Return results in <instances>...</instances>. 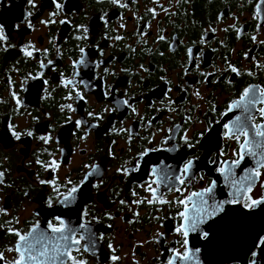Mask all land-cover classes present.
Listing matches in <instances>:
<instances>
[{
  "label": "flooded vegetation",
  "instance_id": "flooded-vegetation-1",
  "mask_svg": "<svg viewBox=\"0 0 264 264\" xmlns=\"http://www.w3.org/2000/svg\"><path fill=\"white\" fill-rule=\"evenodd\" d=\"M122 2L128 7L121 8L107 0H66L65 12L53 17L57 23L48 26L41 20H48L49 13L55 11L51 0H35L36 8L27 5L26 0H6L0 5V22L11 28L9 43L16 45L6 52L0 50V171L5 173L4 183L0 184V209H6V214L0 212V223L4 224L0 228V252L5 254L3 264H10L15 256L7 251L16 242L7 228L26 232L38 222L46 229L47 221L53 217H62L73 227L91 222L96 234L95 249L83 251L86 242L82 241L81 251L73 253L86 264H162L171 255L170 249L183 250L181 237L174 231L179 222V206L132 202L149 197L145 188L146 182L155 178L151 176L153 167L171 166L169 170L178 173L193 155L199 157L192 170L197 179L180 186L183 194L202 190L216 180V199L228 198L229 189L210 161L234 159L232 153L237 144L222 138V124L230 122L239 112L223 118L219 113L224 112L244 88L264 87V7L257 14L256 5L260 0ZM149 9H154L156 15ZM26 11L33 13L32 28L24 20ZM105 13L107 26L100 19ZM65 17L70 23L60 24L58 21ZM81 24L89 28L86 40L75 39L80 35L76 25ZM116 36L123 39L116 40ZM160 36L165 39H159ZM29 42L38 49H49L47 58L43 53L38 54L37 59L24 57L19 49ZM57 46L62 54L58 53ZM96 46L103 50V55ZM79 47L85 48L92 62L88 67H81L76 77L90 85L89 89L82 86L80 89L86 101L65 99L69 92L61 83V73L68 78L73 76L72 61L79 59ZM188 49L199 59L190 62ZM39 59H45V63L52 60L55 70L53 66L40 69ZM97 61L103 62L98 68L94 67ZM229 65L237 68L239 74L233 73ZM41 71L45 73L47 85L29 78V74ZM249 72L252 75H248ZM25 78L28 79L22 85ZM109 89L105 97L104 92ZM12 92L22 101L19 109ZM118 99H127L138 115L123 106L114 112L104 111L115 108ZM67 104L75 111L67 108L61 111V106ZM213 107L215 112L211 110ZM88 112L102 119L95 120ZM81 119L97 127L77 129L74 122ZM217 120L220 123H216ZM257 120L259 122L258 116ZM148 121H152L151 127ZM209 122L212 131L205 132L195 149L183 146L179 136L185 130L195 141ZM10 123L19 132L32 131L34 135H23L17 141L8 132ZM170 128L176 139L162 144ZM49 134L52 139L48 143L39 139ZM84 136L85 139H80ZM172 143L180 145L179 150L150 152L140 160L139 171L130 175L118 172V169L133 168L139 160L138 154L145 148H169ZM221 150L226 155L220 156ZM37 159L44 163L55 159L60 167L55 173L45 171L36 163ZM251 166L250 160L243 165ZM93 167H98L99 172L88 178L69 207L61 206L55 199L53 207L47 206V199L55 198L56 193L49 185H40L37 176L44 180L55 177L58 184L71 187L67 184L69 180L80 185ZM261 183L264 176L253 187V198L264 195ZM60 190L66 191L64 187ZM160 190L169 201L180 196L174 191ZM133 191L136 196L132 195ZM121 200L127 203L121 205ZM226 211L223 218L217 217L203 226L212 233L211 240H201L199 233L189 235V247L201 249L197 255L202 264H249L250 250L264 253V248L255 247L264 237L262 232L258 240L254 233L247 251L239 255L245 238L256 232V220L264 221V206L254 212H245L239 206ZM101 235L103 239H99ZM113 256L119 259L113 261ZM257 259L264 264V254Z\"/></svg>",
  "mask_w": 264,
  "mask_h": 264
},
{
  "label": "snow or ice",
  "instance_id": "snow-or-ice-1",
  "mask_svg": "<svg viewBox=\"0 0 264 264\" xmlns=\"http://www.w3.org/2000/svg\"><path fill=\"white\" fill-rule=\"evenodd\" d=\"M5 2L6 0H0V5H3ZM98 2H103V0H98ZM107 2L121 8L128 7V5L123 3L122 0H107ZM26 3L31 8L37 7L35 0H26ZM51 4L54 6L55 11L49 13L48 20H41V23L45 26L57 23V21L52 18L60 15L66 10V0H51ZM262 7H264V0H260V3L256 5L257 14L260 13ZM67 11L70 13V5L68 6ZM149 11L152 12L153 16L156 15L154 9H149ZM165 11L167 10L165 9ZM32 15L33 13L31 11H26L24 14V20L27 22L29 28H32V23L30 20ZM106 15L107 14L105 13L104 16L100 17L105 26H107L109 23V21L104 18ZM58 22L60 24L70 23L67 17L60 19ZM15 27L18 28L19 26L16 25ZM121 27H123V25H121ZM10 30V27H6L3 22H0V50L5 52L10 48L16 47V45L9 43L10 37L8 35V31ZM76 31L79 32L80 35L76 36L75 39H88V26L83 24L76 25ZM141 34L143 35V33ZM114 39L120 40L123 39V37L116 36ZM159 39L163 40L165 37L160 36ZM203 42L204 41L201 40V43ZM50 43H52L51 40ZM96 47L100 52V55H103V50L99 49L98 46ZM19 50L24 57L32 59H37L38 54L40 53H43L44 58L46 59L49 51L47 48L38 49L31 42L21 45ZM57 51L59 53L58 46ZM79 53V59L72 61V67L75 69L73 76L68 78L65 77L63 73H61V83L63 87L68 89L69 92L65 99L70 100L75 98L79 101H86L85 95L80 89L81 86L84 89H89L90 85L88 82L76 79V77L79 76V69L81 67H88L92 62L88 60L87 52L84 47H79ZM188 56L190 62L199 59L198 56L193 54L191 49H188ZM45 59L38 60L39 67L42 70L54 65L52 60H47V63H45ZM102 63V61H97L95 62L94 67L98 68ZM141 67L143 68V66ZM229 67L233 73L239 74L237 68L231 65H229ZM52 70H55L54 66L52 67ZM107 71L108 70L105 69L106 73ZM145 71L147 70L145 69ZM44 75V71H41L36 75L29 74V78L41 80L43 85H47L48 81L44 79ZM208 75L211 74L209 73ZM248 75H252V73L249 72ZM27 79L28 78H25V80L22 81V85L26 83ZM9 83L11 84V81H9ZM46 90L47 89H45V91ZM170 90L171 89H169V91ZM110 91L111 89L104 92L105 97L109 95ZM11 95L17 105V108L19 109L22 107V101L18 95L15 92H12ZM196 95L199 96V92H197ZM257 105L261 106L257 107ZM121 106L131 108L132 113L138 115L136 108L130 105L127 99H118L116 101L115 108H105L104 111L114 112ZM64 108H67L70 111H75L71 104L62 105L61 111H63ZM211 110L213 112L216 111L214 107ZM234 111H238L239 114L235 115L234 118L230 120V122H225L222 124V138L234 140L237 144L236 149L232 153L234 159H217L210 161V163L216 165V172L223 178L224 186L229 189L227 199H216V180H212L210 185L203 188L202 190L190 191L187 195L183 194V190L180 186H184L186 183L191 184L195 179H197V177L192 174V170L195 167V162L199 159V157L193 155L184 162L178 173L175 170L170 171L169 169L171 166H164L161 168L153 167L151 169V176L155 178L151 179L150 182H146L147 187L145 188V191L149 193V197L134 200L132 202L134 204L159 203L161 205L175 204L179 206V211L177 212L179 222L174 231L181 237L180 243L183 250L181 251L177 248L170 249L171 255L166 260L162 261V264H178V262L179 264H202V262L199 261L197 255L201 249H192L189 247V235L191 233H199L201 240L209 241L212 238V233L210 231L204 230L203 226L210 220H215L217 217L223 218V216L227 214L226 210H231V208H235L236 206H239V208L245 212H254L256 209L264 206V195H262L260 198H253L251 195L253 187L260 181L261 177L264 176V87L244 88L239 97L235 100H232L228 104L226 110L222 113H219V116L223 118ZM88 116L95 120L102 119L100 115L94 112H88ZM257 116L259 117V122L257 120ZM34 119L38 118L34 117ZM68 120L70 121L71 117H68ZM74 123L77 129L87 126V128L90 130L91 128L97 127L96 124L89 125L87 121L82 119L76 120ZM216 123H220V120H217ZM148 126H152V121H148ZM176 128L178 130L179 126L177 125ZM121 131L129 132L131 130L121 129ZM211 131L212 124L209 122L208 127L199 133V138L195 139V141L189 137L186 130L179 136V139L182 141L183 146L189 150H192L200 144L201 140L205 136V132L210 133ZM8 132L17 141L21 140L23 135H27L29 137L34 135L32 131H26L25 133L17 131L16 126L11 123L8 125ZM168 132L169 135L164 141L161 142L162 144H169L170 141H175L176 134L173 132V129H168ZM85 138L86 136L80 137V139ZM39 139L45 143H48L52 137L49 134L40 136ZM114 143L115 141H113V144ZM148 143L150 144L152 141L149 139ZM201 147H203V145H201ZM179 148L180 145L176 143H172L169 148H145L141 153L138 154L139 160H137V163L133 168L118 169V172H120L122 175H130L133 172L139 171L140 160L148 156L150 152L161 150L177 151ZM224 155H226V153L221 150L220 156ZM246 160L251 161V167H243ZM36 163L43 167L45 171H51L53 173H55L60 167L59 163L55 159L48 161L47 163L37 159ZM238 170H240L239 174ZM98 172V167H93L92 171L88 172L84 177V180L80 182V185L72 184V181L69 180L67 184L72 185L71 187L58 184L55 177H53L51 180H44L39 179V176H37V180L40 185H49L52 187L53 192L56 193L55 198L50 196L46 201L49 208L53 207L54 199L61 206L67 208L77 199V194L80 192L82 185L88 180V178L94 173ZM4 175L5 173L0 171V184L4 183ZM200 178L202 179L203 177L201 176ZM153 185H155V187H153ZM260 186L264 188V183H261ZM61 187H64L66 191L61 192ZM94 187H99V185H94ZM141 187L144 186L141 185ZM161 188L166 189L168 192L174 191L180 193V196H178L175 201H169L165 199V192L161 191ZM25 195L27 196L28 193H25ZM132 195L136 196L137 193L133 191ZM126 203L127 201H120L121 205ZM0 212H4L6 214V209H0ZM112 218L113 217L109 216V219ZM7 223L11 224L12 222L8 221ZM16 223H19V221L17 220ZM3 227L4 224L0 223V228ZM7 232L16 238L15 244L7 249L9 252L15 253V256L11 260L10 264H86L85 261L78 260L76 256L73 255V253L81 251L80 245L82 241L86 242L85 247L83 248V251L85 252L93 251L96 247V234L92 230L90 221L81 222L78 227H73L62 217H53L52 220L47 221L46 229L42 228L37 222L33 224L26 232H22L15 227L7 228ZM159 235L162 236V234ZM99 239H103V236L101 235ZM109 247L111 248V245H109ZM255 247L264 248V237H261L258 240ZM261 254L264 253H258L256 250H250L251 259L249 260V264H261V261L257 259L258 255ZM111 259L115 261L118 260L119 257L113 256ZM4 261L5 254L0 252V264H3Z\"/></svg>",
  "mask_w": 264,
  "mask_h": 264
},
{
  "label": "bare ground",
  "instance_id": "bare-ground-1",
  "mask_svg": "<svg viewBox=\"0 0 264 264\" xmlns=\"http://www.w3.org/2000/svg\"><path fill=\"white\" fill-rule=\"evenodd\" d=\"M256 224H257V225H256V231H257V230L259 229V227H260V224H258L257 222H256ZM232 232H233V239H235V236H236V231H235V229L232 230ZM254 233H256V232H255V231L251 232V233L245 238V240H244V242H245L244 248H243L242 250L239 251V255H240V256H241L245 251H247V249L249 248L250 244L252 243ZM239 236H243V235H242V234H239ZM258 238H259V236H258ZM258 238H257V240H258ZM257 240H256V242H257Z\"/></svg>",
  "mask_w": 264,
  "mask_h": 264
},
{
  "label": "water",
  "instance_id": "water-1",
  "mask_svg": "<svg viewBox=\"0 0 264 264\" xmlns=\"http://www.w3.org/2000/svg\"><path fill=\"white\" fill-rule=\"evenodd\" d=\"M256 222L258 224H260L259 229L256 231V235H257L256 237L258 238L259 234H261L262 232H264V221L262 222V221L256 220ZM262 228H263V231H260V229H262Z\"/></svg>",
  "mask_w": 264,
  "mask_h": 264
},
{
  "label": "rangeland",
  "instance_id": "rangeland-1",
  "mask_svg": "<svg viewBox=\"0 0 264 264\" xmlns=\"http://www.w3.org/2000/svg\"><path fill=\"white\" fill-rule=\"evenodd\" d=\"M256 236H257V235H256ZM256 238H257V237H256ZM256 238H255V239H256Z\"/></svg>",
  "mask_w": 264,
  "mask_h": 264
}]
</instances>
